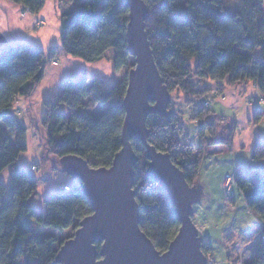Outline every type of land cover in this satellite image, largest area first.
Segmentation results:
<instances>
[{
  "label": "trees",
  "instance_id": "1",
  "mask_svg": "<svg viewBox=\"0 0 264 264\" xmlns=\"http://www.w3.org/2000/svg\"><path fill=\"white\" fill-rule=\"evenodd\" d=\"M12 1L33 14L45 2ZM80 1L83 2L60 15L61 49L73 57L94 62L114 48V69L125 67L128 73L134 57L129 55L126 44V0ZM143 1L149 12L145 31L160 76L170 93L183 92L185 105L198 108L194 118L199 132L197 143L184 142L178 112L170 120L150 114L146 119L148 141L171 156L189 185L201 184L199 174L207 148L224 144L231 148L234 127L227 128L224 116L202 105L210 90L199 84L204 80L217 84L225 81L229 85L252 81L264 95V0ZM58 53L56 45L45 51L23 43L0 53V264H52L64 239L51 233H36L32 224L60 233L75 220L92 213L87 197L80 191L81 185L51 193L44 201L45 210L40 211L30 201L38 186V179L30 170L15 169L7 183L1 174L27 148L28 129L15 116L13 103L21 97L30 100L43 79L46 65ZM126 79L110 85L100 77L66 79L55 99L44 100L43 118L35 127L46 154L39 164L75 154L89 166H110L113 155L121 149ZM89 95L95 103L107 104L100 116L88 110ZM253 119H261L258 110ZM131 145L138 157L133 167V189L141 213L140 228L162 252L180 222L166 191L145 174L144 147L136 140H131ZM262 157L264 145L259 142L252 150V158ZM54 168L57 169L55 164ZM236 186L264 230V178L257 172L252 176L242 174L236 178ZM263 235L255 240L256 246L246 264H264ZM96 248L99 249L98 243ZM207 250L211 251L209 245Z\"/></svg>",
  "mask_w": 264,
  "mask_h": 264
},
{
  "label": "water",
  "instance_id": "2",
  "mask_svg": "<svg viewBox=\"0 0 264 264\" xmlns=\"http://www.w3.org/2000/svg\"><path fill=\"white\" fill-rule=\"evenodd\" d=\"M126 2V44L134 63L127 73L122 99L125 116L120 131L121 149L108 167L89 166L75 154L51 160L57 170L80 182V191L92 208V213L78 222L73 235L58 247L52 264H207L193 222V205L204 200V188L202 184L189 185L171 156L148 141L147 117L158 114L170 120L176 111L169 108L171 94L160 76L145 31L147 5L143 0ZM131 140L144 147L145 174L166 191L180 222L162 252L140 228L141 213L133 189V167L138 157Z\"/></svg>",
  "mask_w": 264,
  "mask_h": 264
},
{
  "label": "crops",
  "instance_id": "3",
  "mask_svg": "<svg viewBox=\"0 0 264 264\" xmlns=\"http://www.w3.org/2000/svg\"><path fill=\"white\" fill-rule=\"evenodd\" d=\"M77 3L76 0H45L43 8L40 9L37 14H33L30 11L25 12V7L18 2L0 0V53L8 47L18 45L19 43L34 44L45 51H48V49L54 45L59 49L57 56L46 65L43 79L33 91L30 100L21 97L17 98L13 103L15 116L24 123L28 129L27 148L23 153L19 154L13 166L5 168L1 173L3 179L4 176H7V179H4L7 183L15 169L30 170L35 178L38 179L36 194L30 201L33 206L40 211L45 210L44 201L48 195L59 192L64 184L80 185L77 179L69 180L68 175L55 169L52 161L48 160L46 164H39V159L44 155V150L40 139L41 134L35 127L43 118L44 100L55 99L57 93L65 84L66 79L76 80V78L83 75L86 77H100L109 85L119 84L118 70L114 69L112 58L116 53L114 48H109L98 61L94 62H86L79 57H73L66 54L63 52V49H61V39L59 38L61 28L60 15L64 11L72 10ZM199 86L207 87L210 90L209 93L212 92L216 86L221 88L224 98L211 99L210 109L217 115L224 116L226 124L234 127L231 148L225 144L208 147L207 155L202 161L199 174L200 182L205 191H210V187L207 188V186H212L214 184L222 189L221 181L225 173L229 172L225 169L216 173L217 168L222 169V167H225L227 164L228 168H231L233 165L235 167L236 165H245L243 161H237L243 158L246 159V157L251 155L254 146L258 142L264 143V130L260 128L261 123L264 122V95L253 85L252 81L229 85L225 81H221V83L217 84L212 80H204ZM179 94L180 97L185 99L183 93ZM207 97L208 95H205L203 97L204 100ZM255 98V105H253L251 102L254 101ZM95 105L96 106L93 108L94 110L90 107L88 110L93 115L100 116L107 104L95 103ZM184 108L190 111L189 118L193 123L187 122L184 115H181L185 111ZM194 109L192 105H184L179 109L180 113L178 114L179 122H181L183 128V136L187 139V141L184 142L192 144L197 143L199 133L198 123L193 120ZM256 110L261 113V119L255 122L253 118ZM214 163H217V165H214ZM205 164L207 165L206 167L204 166ZM32 166H35V170H31ZM255 172L261 174L264 178V174L259 168L250 169L247 167L239 173L236 172V175L237 177L242 174L252 176ZM234 190L237 191L239 197H242L237 186ZM235 195L236 194L233 193L232 197H230L233 199V202L235 200ZM204 197H206V199H212L210 193L207 195L205 194ZM242 198L244 200V197ZM261 229H263V225L259 223L253 231L243 235H250L254 230H256L255 233L260 234L262 231ZM241 235L242 233L238 236L231 235L233 238L231 244L233 246L239 243L236 242V240ZM203 243L206 244L207 242L203 241ZM207 244L210 246L209 243ZM227 245L226 253L229 257L230 250L227 248Z\"/></svg>",
  "mask_w": 264,
  "mask_h": 264
},
{
  "label": "rangeland",
  "instance_id": "4",
  "mask_svg": "<svg viewBox=\"0 0 264 264\" xmlns=\"http://www.w3.org/2000/svg\"><path fill=\"white\" fill-rule=\"evenodd\" d=\"M76 1L83 2L80 0H76ZM175 1L181 2L182 0H175ZM115 55L112 57L113 62L115 60ZM117 73H118L119 83H121L122 81H124L125 78H127V70L125 69V67H120ZM217 92H222L219 86H216V88L213 89V91L208 94V96H211V98L210 97L207 98L210 99L217 98L215 96ZM179 93H183V92L177 90L176 92L170 93L171 103L169 105V108L178 112V114L180 113L179 109H181L182 106H184L186 103L185 99L179 96L180 95ZM87 100H88L87 104L89 105V107L92 108V110H94L93 108L96 105L93 101V97L89 95ZM184 109L185 111L181 115H184L187 122L193 123L189 118L190 111L186 108ZM197 109H198L197 107L194 109L195 110L194 114L198 112ZM194 114H193V120L197 121L194 118ZM260 128L264 130V122L261 123ZM182 140L187 141V139L184 136L182 137ZM262 144L264 145V143ZM242 161L244 162L243 164L245 165H236V167L238 166L237 173L242 171L244 168L248 167L250 169L259 168L264 174V157L253 159L251 154L248 157H246V159L243 158L237 162H242ZM206 164L204 165L205 167L207 166ZM214 165H217V163H214ZM227 165L225 167H222V169L217 168L216 173H219L225 169H227L226 171H229L228 173H231L236 168L233 165L232 166L233 170H232V167L230 166L231 168H228ZM31 170L33 169L31 168ZM68 178L69 180L74 179L70 176H68ZM4 179H7V176H4ZM207 188H209L210 191L204 190L205 194L207 195L208 193H210L212 199H206V197H204V200L193 205V210H194L193 222H195L198 228L199 235L201 238V243H203V241L204 242L206 241L207 243L210 244L212 248L211 251L207 250L208 244L203 243L202 248L206 250L205 256L214 259L213 264H246L247 262H249L253 254V250L256 246L253 245L255 244V240L261 236L264 230L261 229L262 231L260 234L255 233L256 230H254V232L251 233L250 235H243L250 233L251 231H253L255 227L259 225L258 220L255 219V216L253 215L251 210L246 207L243 198L241 196L239 197L237 191L234 190L233 193H235L236 195H235V200L233 202L232 198L228 199L225 197V190L223 187H221L222 189H220L219 187L216 186V184H214L212 186H207ZM78 222L77 220H75L72 226L62 230L60 233L58 230H55L54 228L51 227L46 228L39 224H36L35 222L32 224V226L36 233H40L43 235L45 234L47 235L51 233L56 235L57 239L59 240L61 239L66 240L73 235L74 230L76 229L75 225L78 224ZM241 233L242 235L239 236L238 239L236 240V242L239 243H236V245L233 246L231 244L233 240L231 235L238 236ZM226 245L227 248H229L230 250L229 257L226 253Z\"/></svg>",
  "mask_w": 264,
  "mask_h": 264
},
{
  "label": "built area",
  "instance_id": "5",
  "mask_svg": "<svg viewBox=\"0 0 264 264\" xmlns=\"http://www.w3.org/2000/svg\"><path fill=\"white\" fill-rule=\"evenodd\" d=\"M25 12H29V9L28 8H25ZM255 87H257V85L253 84ZM217 98H224V94L223 92H217L216 95H215ZM211 98V96H208ZM210 98H205V100L202 102V105L205 106V107H210ZM255 101H256V98L254 99V101H252L251 103L253 105H255ZM264 101V99H263ZM244 167V166H243ZM33 170L35 169V166H32L31 167ZM238 170V166L233 170V172L231 173H225L222 181H221V187L224 188L225 190V197L230 199V197H232V194H233V191H234V187H236V178H237V175H236V172ZM71 188V185H68V184H64L60 190L62 191H69ZM264 234V231L263 233ZM264 237V235H263ZM213 261L214 259H211L209 258L208 256H206V263L207 264H213Z\"/></svg>",
  "mask_w": 264,
  "mask_h": 264
}]
</instances>
